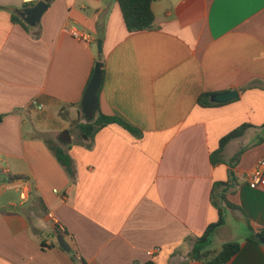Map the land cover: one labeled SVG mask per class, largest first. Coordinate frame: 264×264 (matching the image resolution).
I'll return each mask as SVG.
<instances>
[{"label": "crops", "instance_id": "crops-1", "mask_svg": "<svg viewBox=\"0 0 264 264\" xmlns=\"http://www.w3.org/2000/svg\"><path fill=\"white\" fill-rule=\"evenodd\" d=\"M31 1L0 0V264H202L190 253L218 221L219 183L234 208L219 204L224 224L210 249L237 242L227 264H264V244L247 240L264 229V182L247 183L264 157V0H158L153 28L133 33L116 0H42L35 28L13 24ZM97 62L99 113L141 136L110 124L63 143L50 124L87 123L81 101ZM230 91L238 98L198 105L202 93ZM242 125L251 127L213 164L220 140ZM53 222L69 253L54 246Z\"/></svg>", "mask_w": 264, "mask_h": 264}, {"label": "trees", "instance_id": "trees-1", "mask_svg": "<svg viewBox=\"0 0 264 264\" xmlns=\"http://www.w3.org/2000/svg\"><path fill=\"white\" fill-rule=\"evenodd\" d=\"M156 1L158 0H116L128 32L133 33L148 31L153 28L154 16L151 10V5ZM36 3L37 1H31L23 4L22 7L30 8ZM11 22L13 24H18L27 30L29 29V27L15 14L11 15ZM211 95V93H202L198 98V105L204 108L218 105L209 101ZM110 124H116L120 126L137 138L141 136V132L138 129L128 125L118 117L105 116L99 113L98 109L97 117L93 121H87L86 124H78L76 128L81 136H85L88 139L92 138L100 129L107 127ZM250 127L251 126L249 125H242L222 138L220 140L218 150L214 155L211 156V162L213 164H216L215 157L222 152L225 145L230 141L241 137ZM51 150L58 164L68 173V175H72L73 177V162L67 152L60 147ZM224 187H226V185L223 183L215 184L211 196V203L218 211V221L214 224L209 225L202 236L197 238L192 245L190 258L202 264H227L240 250V244L237 242L226 243L222 245V247L217 251L210 249L211 236L216 231V229L224 224V213L219 204L224 203L225 207L234 208L233 205L229 204L226 201V189ZM36 202L39 210L43 211L42 202L40 200H36ZM52 229L56 231L57 235L63 238L66 236L64 230H62L58 225L52 224ZM249 231L250 234L247 240L252 243H259L251 228L249 229ZM259 235L264 241V229L259 232ZM49 236L55 240L54 246L58 247L56 238L53 236L52 232H49ZM146 264L153 263L149 262Z\"/></svg>", "mask_w": 264, "mask_h": 264}, {"label": "water", "instance_id": "water-1", "mask_svg": "<svg viewBox=\"0 0 264 264\" xmlns=\"http://www.w3.org/2000/svg\"><path fill=\"white\" fill-rule=\"evenodd\" d=\"M47 8L48 6L44 1L38 0V2L34 6L18 10L17 14L27 26L35 28L39 24L40 19L44 12L47 10ZM100 47L101 42L98 41V51H100ZM102 68L103 64L101 62H97L95 64L92 77L83 93L81 101V113L85 120L89 122L95 119L98 109L97 94L102 83ZM237 98L238 92L230 91L212 95L210 97V102L215 104H224ZM60 140L63 143H69L70 137L65 132L60 135ZM52 233L53 236L56 238L59 248L64 252L69 253L70 247L68 246L64 238L57 235L56 231H54L53 229ZM255 237L258 239L260 244H264V241L262 240L259 234H255Z\"/></svg>", "mask_w": 264, "mask_h": 264}, {"label": "rangeland", "instance_id": "rangeland-1", "mask_svg": "<svg viewBox=\"0 0 264 264\" xmlns=\"http://www.w3.org/2000/svg\"><path fill=\"white\" fill-rule=\"evenodd\" d=\"M24 132L29 128V123L28 121L26 122V127H24ZM50 129H54V133L53 135L58 137L57 139H60V135L63 133H67L68 136L73 140H81L84 139L85 136H80L79 131L77 130L76 127L69 125L68 123L64 124V123H60L55 125V123L50 124ZM228 230L229 232L233 235V237L235 239H238L241 236V231H240V227L236 224L235 221L233 220H229L228 223Z\"/></svg>", "mask_w": 264, "mask_h": 264}, {"label": "built area", "instance_id": "built-area-1", "mask_svg": "<svg viewBox=\"0 0 264 264\" xmlns=\"http://www.w3.org/2000/svg\"><path fill=\"white\" fill-rule=\"evenodd\" d=\"M72 38L78 41L88 42L90 37L87 34L79 33L77 31H69ZM264 182V157L259 160L256 169L247 178V183L250 189H257ZM58 225L57 222H53ZM157 250L148 252V256H154Z\"/></svg>", "mask_w": 264, "mask_h": 264}]
</instances>
